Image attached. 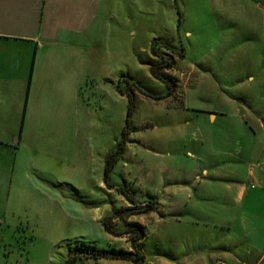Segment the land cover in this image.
Here are the masks:
<instances>
[{"label": "rangeland", "instance_id": "1", "mask_svg": "<svg viewBox=\"0 0 264 264\" xmlns=\"http://www.w3.org/2000/svg\"><path fill=\"white\" fill-rule=\"evenodd\" d=\"M104 5L113 37L105 45L103 66L88 87L90 152L75 156L69 168L51 164L42 155L46 169L31 171L34 184L24 181L4 197L0 189V264H63L77 248L117 250V242L130 247L129 237L117 238L102 224L114 216L110 225L118 231L116 215L123 197L100 188L105 158L126 123L128 94L136 104L130 123L134 143L113 168L111 181L136 187L139 193L159 192L167 199L168 191L196 182L202 162L215 163L205 155L222 146L213 140L202 143L212 130L209 113L227 110L228 100H238L244 85L264 78V0H104ZM155 42L160 44L159 56L152 53ZM165 58L174 61L172 69L162 71L171 89L150 71L153 64L166 65ZM251 74L256 75L253 82L248 79ZM258 109L264 114V104ZM224 127L218 129L225 133ZM200 156L206 160L200 161ZM224 159L219 157L220 166ZM185 220L153 225L145 243L149 264L162 253H185L191 261L195 251L220 252L224 242L233 256L246 259L252 245L239 236L238 227L218 230L196 225L194 217Z\"/></svg>", "mask_w": 264, "mask_h": 264}, {"label": "crops", "instance_id": "2", "mask_svg": "<svg viewBox=\"0 0 264 264\" xmlns=\"http://www.w3.org/2000/svg\"><path fill=\"white\" fill-rule=\"evenodd\" d=\"M105 7L104 0H0L1 197L24 181L34 184L31 171L46 169L39 158L42 155L50 158L51 164L55 161L69 168L75 156L90 152L88 87L102 68L105 45L113 37L107 28ZM255 78L251 74L248 79L253 82ZM101 98H97L99 102ZM114 100L117 105V93ZM263 104L264 78H260L256 85H244L238 100L229 99L227 110L209 113L212 130L208 137H202V143L213 140L222 148L215 146L205 155L215 163L205 166L202 162L193 185L168 191L167 199L159 192L139 193L138 188L129 186L138 201L154 199L158 203L156 211L130 216L126 221L138 223L146 231L141 242L145 254L142 264H149L145 243L153 225L170 219L181 224L186 216L194 217L196 225H213L218 230L238 227L239 236L252 245L246 259L233 256L224 242L220 252L205 255L197 250L191 261L185 253H162L161 259L150 264H247L248 260L264 264V114L258 109ZM103 105L100 108L105 110ZM219 125H225V133ZM117 143L115 137L108 155ZM132 143L129 135L118 163L129 155ZM219 157L225 158V164L220 166ZM105 167L106 163L104 174ZM100 188H107L105 178ZM122 200L121 209L133 207L124 197ZM126 223L119 221L117 230H126ZM117 244V250H132L131 244L129 248ZM117 264L136 263L117 260Z\"/></svg>", "mask_w": 264, "mask_h": 264}, {"label": "trees", "instance_id": "3", "mask_svg": "<svg viewBox=\"0 0 264 264\" xmlns=\"http://www.w3.org/2000/svg\"><path fill=\"white\" fill-rule=\"evenodd\" d=\"M160 45L159 43H154L152 46V53L154 56H159L156 47ZM162 45V44H161ZM167 50H171L168 45H162ZM163 58V57H162ZM168 60L166 65H156L153 64L151 67V74L152 76L166 83L169 88L171 89V85L167 79V77L162 73L167 69H172L174 67L173 59L165 58ZM129 106L127 112V118L125 126L122 130L121 139L118 141L115 150L107 156L106 158V167H105V184L109 190H116L119 195L124 197L129 203L133 206L128 209H120L117 211V219L126 223L127 219L130 216H140L143 214H148L150 212H154L158 209V203L151 199L146 202L138 201L135 196L129 191V188L125 185L115 184L111 181V173L115 165L118 163L120 158L125 152V147L128 142V137L130 135V123L131 119L136 110L135 98L132 94H128ZM143 205V206H142ZM142 206V207H140ZM114 219V216H110L102 221L103 227L106 232L109 234L116 236L118 238L121 237H129L130 244H131V251L125 250H96L93 249H75V252L72 253L69 258L63 264H77L87 259L93 260H125L130 261L136 264H142L145 260V254L142 250V241L146 237L145 229L139 225L138 223H126L127 229L124 231H115L110 225V221ZM68 247L71 246V242L66 244ZM73 252V250H72Z\"/></svg>", "mask_w": 264, "mask_h": 264}]
</instances>
